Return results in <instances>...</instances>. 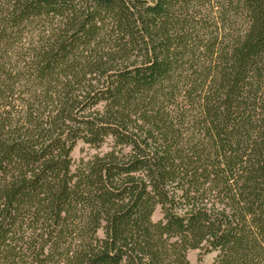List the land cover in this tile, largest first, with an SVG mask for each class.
Returning a JSON list of instances; mask_svg holds the SVG:
<instances>
[{
  "label": "trees",
  "instance_id": "trees-1",
  "mask_svg": "<svg viewBox=\"0 0 264 264\" xmlns=\"http://www.w3.org/2000/svg\"><path fill=\"white\" fill-rule=\"evenodd\" d=\"M194 248L264 264V0H0V264Z\"/></svg>",
  "mask_w": 264,
  "mask_h": 264
},
{
  "label": "rangeland",
  "instance_id": "rangeland-1",
  "mask_svg": "<svg viewBox=\"0 0 264 264\" xmlns=\"http://www.w3.org/2000/svg\"><path fill=\"white\" fill-rule=\"evenodd\" d=\"M110 139L103 143L101 146L97 147L84 140H78L77 144L73 149V156L78 160L81 156H88L97 151H104L110 147ZM162 216L160 206L158 205L153 213V219L158 220ZM215 254V251L204 252L199 248L190 249L188 251V258L190 264H206L210 262Z\"/></svg>",
  "mask_w": 264,
  "mask_h": 264
}]
</instances>
